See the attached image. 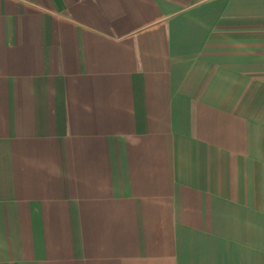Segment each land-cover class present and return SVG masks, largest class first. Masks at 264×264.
<instances>
[{"label": "crops", "instance_id": "0c3cea01", "mask_svg": "<svg viewBox=\"0 0 264 264\" xmlns=\"http://www.w3.org/2000/svg\"><path fill=\"white\" fill-rule=\"evenodd\" d=\"M0 264H264V0H0Z\"/></svg>", "mask_w": 264, "mask_h": 264}]
</instances>
